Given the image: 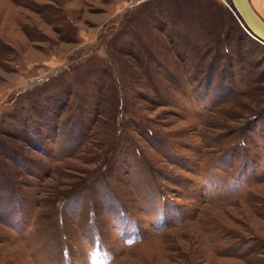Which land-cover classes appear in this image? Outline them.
Masks as SVG:
<instances>
[{
	"label": "rangeland",
	"instance_id": "obj_1",
	"mask_svg": "<svg viewBox=\"0 0 264 264\" xmlns=\"http://www.w3.org/2000/svg\"><path fill=\"white\" fill-rule=\"evenodd\" d=\"M0 264H264L233 0H0Z\"/></svg>",
	"mask_w": 264,
	"mask_h": 264
},
{
	"label": "water",
	"instance_id": "obj_2",
	"mask_svg": "<svg viewBox=\"0 0 264 264\" xmlns=\"http://www.w3.org/2000/svg\"><path fill=\"white\" fill-rule=\"evenodd\" d=\"M247 29L264 42V20L254 9L250 0H233Z\"/></svg>",
	"mask_w": 264,
	"mask_h": 264
},
{
	"label": "bare ground",
	"instance_id": "obj_3",
	"mask_svg": "<svg viewBox=\"0 0 264 264\" xmlns=\"http://www.w3.org/2000/svg\"><path fill=\"white\" fill-rule=\"evenodd\" d=\"M234 7H235V10L237 11V14L239 15V17L242 19V17H241V15H240V13H239V11H238V9L236 8V6L234 5ZM243 20V19H242ZM257 38V37H256ZM260 40V39H259Z\"/></svg>",
	"mask_w": 264,
	"mask_h": 264
}]
</instances>
